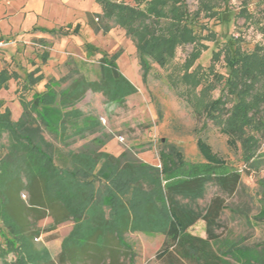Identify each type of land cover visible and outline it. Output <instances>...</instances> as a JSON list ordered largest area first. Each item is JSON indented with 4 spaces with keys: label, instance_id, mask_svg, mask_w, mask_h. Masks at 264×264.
<instances>
[{
    "label": "trees",
    "instance_id": "16d2710c",
    "mask_svg": "<svg viewBox=\"0 0 264 264\" xmlns=\"http://www.w3.org/2000/svg\"><path fill=\"white\" fill-rule=\"evenodd\" d=\"M96 2L102 12H88V24L103 33L115 23L123 27L136 44L144 79L153 63L166 67L179 46L193 45L180 79L191 88L189 98L194 100L198 114L205 113L227 137V145L240 150L244 168H237L202 136L196 139L202 159L196 161L188 160L180 146L165 141L159 151L160 167L152 173L153 184L159 178L161 182L151 193L144 194L145 200L161 202L159 214L150 205L143 212L140 209L144 190L135 185V172L140 165L130 163L134 159L129 152L116 157L101 151L112 136L104 132L98 116L86 114L79 107L89 91L119 101L137 91L117 63L122 51L102 55L98 60L100 74L94 80L75 62L69 66L68 74L50 77L44 89L36 90L35 86L46 76L39 69L29 71L22 88L33 92L28 99L17 88L22 106L17 120L0 98L2 264H81L86 261L85 255L91 257L95 253L108 254L111 260L107 264H115L119 248L126 249L130 255L128 264H134L125 234L138 227L164 235L163 245L156 253L160 264H229L226 256L232 249L221 251L215 246L220 240L217 230L222 226L226 197L238 191L243 174L251 175L264 166V46L247 51L237 40H229L222 49L213 52L207 69L198 64L190 70L208 48L205 41H214L217 36L205 25L198 31L199 19L219 17L221 10L216 8L221 4L200 0L192 11L186 0H138L135 5L115 0ZM243 12L247 19H252V13L248 14L246 9ZM65 27L50 32L63 36L78 34L81 24L73 27L69 23ZM204 30H208L207 34H203ZM222 55L227 75L215 70V61ZM82 65L85 67L86 63ZM11 79L19 83L20 75L3 67L0 89L8 87ZM219 82L225 86L219 97L212 98L210 92ZM198 86L201 88L196 93ZM95 133L99 135L84 149L72 148L80 139ZM5 134L7 144L3 142ZM258 181L262 189L259 211L262 218L264 178ZM209 184L216 185L220 193L202 206L200 200L206 196ZM24 192L28 200L22 199ZM124 200H128L132 210H127ZM151 204L154 206V202ZM105 208L108 213L100 210ZM90 209L96 213H88ZM106 214L108 217L104 219ZM47 216L54 219L48 229H55L69 219L75 223L57 261L47 254L43 244L36 242L43 232L38 221ZM200 220L205 222L206 237L190 231ZM236 252L241 259L251 261L249 251L238 248ZM10 253L17 256L8 261Z\"/></svg>",
    "mask_w": 264,
    "mask_h": 264
},
{
    "label": "rangeland",
    "instance_id": "374dc122",
    "mask_svg": "<svg viewBox=\"0 0 264 264\" xmlns=\"http://www.w3.org/2000/svg\"><path fill=\"white\" fill-rule=\"evenodd\" d=\"M40 1L60 2V0H0V40L5 43L13 41L9 43L10 45H0V68L6 67L10 71L18 72L20 75L19 92L29 99L33 91L22 88L24 79L26 74L32 70L31 62L36 59L37 54H42L44 50L53 49L55 63L63 56V62L53 67L56 78L68 74L69 66L77 62L86 72L87 77L92 80L97 79L100 74L98 65L100 54L122 51L117 63L124 74L131 67L134 69L139 80L133 81L134 83L129 80L136 86L137 94L134 97L130 94L125 97V101H119L110 100L101 92L89 91L79 106L86 114L98 116L104 132L114 139V145L108 148L107 153L117 157L125 151L129 152L134 159L130 163L140 165L141 168L136 169L135 172V185L144 190L142 196H145L146 192L151 193L152 188H156V184L161 182L162 178H159L157 183L153 184V171L160 167L159 151L165 141L180 146L188 160L196 161L202 159L196 145L197 137L202 136L207 139L215 151L229 159L237 168L241 170L244 168L240 150L231 149L227 145V137L219 131L205 113L201 116L198 114L194 100L189 98L188 92L191 88L180 79L184 72V62L193 49L192 44L179 46L173 61L166 67L153 63L152 70L144 79L136 44L123 27L115 23L108 32L103 33L95 31L87 24V12H97L95 7L100 6L96 0H65L64 5L70 7V11L60 14L62 18L51 19L38 15L36 10H31V7L33 5L36 7L37 2ZM115 1L135 5L138 0ZM199 1L186 0L192 11L197 9ZM215 2L221 4L216 8L221 10L219 17L202 16L196 28L200 31L202 25L207 26L209 30L216 32V39L205 41L208 48L203 51L190 70L198 64L203 69H207L212 62L213 52L222 49L223 44L229 40H237L247 51H252L257 45L264 46V0H215ZM245 9L248 14L252 13V19H247L243 12ZM61 19H73V25L77 22L81 23V30L75 41L72 38L60 40L62 36L54 33L49 36L50 40L47 45H44L43 42L32 37L37 26L44 29L50 27L59 29ZM62 28H66L65 25ZM207 32L208 30H204L203 34ZM56 42L63 43L59 50H54L57 47L56 45L54 48ZM82 62L86 63L85 67ZM215 70L221 74H228L224 55L215 61ZM14 83L15 81L11 83L9 81L8 87L0 89V98L10 106L9 108L14 112L12 118L17 120L16 115L20 112V95ZM44 86L45 82L42 81L35 88L42 90ZM224 86V82H219L216 89L210 92L212 98L219 97ZM200 88L201 86L196 88V93ZM3 142L8 143L7 134ZM262 149L264 150V140ZM259 178H264V166L252 172L251 175L243 174L242 185L238 191L226 197V208L221 216L222 226L217 230L220 240L215 246L221 251L232 249L226 256L229 264H264V217H259L262 205ZM98 185L96 181V186ZM219 193L216 185L209 184L206 196L200 200V204L207 205L210 199ZM146 197L141 203V211L147 212L146 206L149 205L151 208L154 207L153 210H160L161 202L158 199L156 201L145 200ZM22 199L28 200L26 192L23 193ZM124 202L127 204V210H132L128 205V200ZM151 202H154V206ZM100 210L109 212L108 208ZM87 211L92 214L96 213L95 209ZM107 217L106 214L104 219ZM51 224V217L38 221V227L43 230V234L36 239V242L43 244L47 254L57 261L66 238L74 230L75 223L72 220L70 225L63 227L59 231V237L57 231L48 229ZM190 231L196 235L207 236L205 222L202 220L198 221ZM45 234L48 235L47 237L56 235L58 238L52 239L45 245L43 242ZM125 238L132 249L134 264H160L156 259V253L164 242V235L160 231L138 227L127 232ZM238 248L251 253L250 262L240 258L236 252ZM119 249L115 254V264H128L130 255L126 253V249ZM16 256V253H10L7 260H14ZM85 259L86 261L81 264H107L111 257L108 254L102 256L95 253L91 257L85 255ZM0 264H2L1 258Z\"/></svg>",
    "mask_w": 264,
    "mask_h": 264
},
{
    "label": "crops",
    "instance_id": "0c3cea01",
    "mask_svg": "<svg viewBox=\"0 0 264 264\" xmlns=\"http://www.w3.org/2000/svg\"><path fill=\"white\" fill-rule=\"evenodd\" d=\"M65 0H60V2H47V1H40V2H37V4H36V7H35V5H33L31 8V10H36V11H38V15H41V16H44V17H46V18H48V19H51V18H62V17H60V14H62L63 12H65V11H70V7H67V6H65L64 5V2ZM67 5V4H66ZM27 7V6H26ZM95 8H97V12L98 13H100V12H102V9H101V6H97L96 5V7ZM23 10V9H22ZM88 13V12H87ZM72 21H73V19H61L60 20V27H62V26H64V25H67V24H69V23H72ZM66 23V24H65ZM77 23H80V22H77ZM76 23V24H77ZM22 24V23H21ZM20 24V25H21ZM75 24V25H76ZM81 24V23H80ZM87 24H88V22H87ZM75 25H73L72 24V26L74 27ZM84 25V24H83ZM89 25V24H88ZM59 27V28H60ZM52 29H54V27L52 28V27H50V28H48V29H44V28H41V27H39V26H37V27H35V29H34V32H33V35H32V37H35V39H38V40H40L41 42H43V44L44 45H47V42L50 40V37L49 36H51L52 34H54V33H51L50 32V30H52ZM80 30H81V28H80ZM80 32V31H79ZM35 34V35H34ZM79 34V33H78ZM78 34H69V35H67V36H63V35H61L62 36V38L60 39V40H64L65 38H67V39H73V41H75L76 40V38H77V36H78ZM1 41V40H0ZM9 42H13L12 40H10ZM75 43H77V42H75ZM16 44V43H15ZM10 45V44H9ZM57 45V47H56V49H54V50H59L60 49V47L63 45V43H60V42H56L55 43V45H54V48H55V46ZM58 46H59V48H58ZM65 46H66V44H65ZM63 48V47H62ZM53 49H51V51H48V50H44L43 51V53L42 54H40V55H36L37 57H36V59H34L32 62H31V66H32V70H35V69H39L40 70V73H43L45 76H46V79L43 81V82H46L47 81V79L48 78H50V77H55L56 76V74H55V71H54V65L55 64H57V63H62L63 62V56H62V58L60 59V60H58V62L57 63H55L54 62V53H53V51H52ZM55 52V51H54ZM109 54H112L111 52H108ZM46 58H45V57ZM102 57V54H100V56H99V59ZM7 59V58H6ZM98 59V60H99ZM120 68V67H119ZM2 68H0V70H1ZM32 70H30V71H32ZM121 70V69H120ZM123 73V72H122ZM124 74V73H123ZM128 79H130L132 82L134 81V82H136L137 80H139V77L136 75V73H135V71H134V69L131 67L128 71H126V73L124 74ZM12 81H15V83H14V86H15V89L17 90V88L19 87V85H18V82L15 80V79H11L10 80V83L12 82ZM133 82V83H134ZM10 86H12L11 84H10ZM38 88V87H37ZM42 89H44V87L42 88ZM39 90V89H38ZM137 94V92H135V93H133L132 95H130V96H133L134 97V95H136ZM17 95V94H16ZM129 96V97H130ZM19 113H18V115H16L17 116V119L21 116V114H22V106H21V103H20V101H19ZM5 105L6 106H8L6 103H5ZM8 107H10V106H8ZM80 107V106H79ZM12 110V109H11ZM12 113H13V115H14V112L12 111ZM97 135H99V133H95V134H92V135H90L88 138H85V139H80L77 143H75L74 145H73V149L74 150H80V149H84L85 147H87L89 144H90V142H91V140L95 137V136H97ZM113 140L114 139H111V141H109L105 146H103L100 150L101 151H105V152H108V148H110L111 146H113L114 144V142H113ZM158 163L160 164V160L158 161ZM48 217H51L52 218V223L54 222V219H53V217L52 216H47V217H45V218H48ZM71 219H69V220H65V221H63V222H61L60 224H58L57 225V227L55 228V229H53V231H57L56 233H57V235H58V237H59V235H60V230L63 228V227H66L67 225H70L71 224ZM42 234H43V232H42ZM46 236L43 238L44 240H43V242L45 243V245H46V243H48V242H51V240L52 239H55V238H58V237H56V235H52V236H50V237H47L48 235L47 234H45ZM47 240V241H46Z\"/></svg>",
    "mask_w": 264,
    "mask_h": 264
},
{
    "label": "built area",
    "instance_id": "2783aa9c",
    "mask_svg": "<svg viewBox=\"0 0 264 264\" xmlns=\"http://www.w3.org/2000/svg\"><path fill=\"white\" fill-rule=\"evenodd\" d=\"M9 43H11V42H6V43H5V42L1 41V42H0V45H5V44H9Z\"/></svg>",
    "mask_w": 264,
    "mask_h": 264
}]
</instances>
